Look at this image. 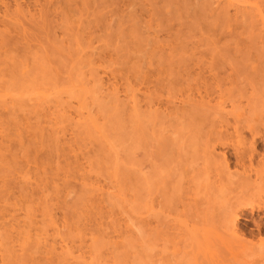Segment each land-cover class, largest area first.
<instances>
[{
  "label": "rangeland",
  "instance_id": "1",
  "mask_svg": "<svg viewBox=\"0 0 264 264\" xmlns=\"http://www.w3.org/2000/svg\"><path fill=\"white\" fill-rule=\"evenodd\" d=\"M0 264H264V0H0Z\"/></svg>",
  "mask_w": 264,
  "mask_h": 264
}]
</instances>
